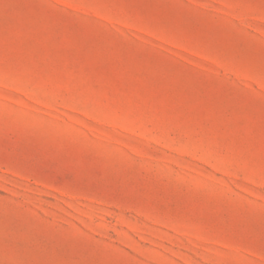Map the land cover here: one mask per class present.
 Instances as JSON below:
<instances>
[{"label":"rangeland","instance_id":"1","mask_svg":"<svg viewBox=\"0 0 264 264\" xmlns=\"http://www.w3.org/2000/svg\"><path fill=\"white\" fill-rule=\"evenodd\" d=\"M0 264H264V0H0Z\"/></svg>","mask_w":264,"mask_h":264}]
</instances>
